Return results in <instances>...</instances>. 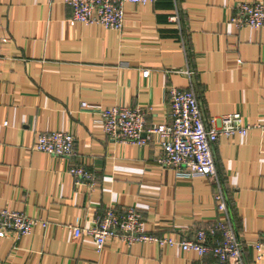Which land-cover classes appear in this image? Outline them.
<instances>
[{"label": "crops", "instance_id": "0c3cea01", "mask_svg": "<svg viewBox=\"0 0 264 264\" xmlns=\"http://www.w3.org/2000/svg\"><path fill=\"white\" fill-rule=\"evenodd\" d=\"M66 1L0 0V208L46 223L0 237V264H212L192 250L111 238L98 252L70 227L133 206L149 231L188 238L217 217L208 177L159 167L153 142L110 140L98 110L138 105L150 108L148 125L167 122L175 87L194 91L204 119L237 111L264 126V26L230 22L238 2L264 0L127 2L121 31L70 22ZM53 130L74 134L71 160L33 149L37 132ZM213 157L244 264H264V131L220 135ZM70 163L92 180L77 184Z\"/></svg>", "mask_w": 264, "mask_h": 264}, {"label": "built area", "instance_id": "2783aa9c", "mask_svg": "<svg viewBox=\"0 0 264 264\" xmlns=\"http://www.w3.org/2000/svg\"><path fill=\"white\" fill-rule=\"evenodd\" d=\"M156 0H67L72 8L70 22L99 25L105 29L121 31L124 23V3L146 5ZM237 11L230 22L239 26L261 28L264 26V2L241 1L236 4ZM172 18L178 20L175 15ZM187 73H191L187 70ZM169 120L148 125L146 113L150 108L142 106L112 105L98 110V122L103 134L118 143L144 146L155 143L158 153L156 164L170 168L178 175L206 176L216 186L215 200L217 217L205 227L196 229L191 237H164L145 227L142 214L133 206L117 211L106 208L89 227L74 225L70 227L71 239L82 235L92 238L96 251L102 250L108 238L127 244L157 243L161 247H179L181 250L195 251L199 256L210 255L212 264H244V243L238 235L228 208V200L223 191L222 179L218 175L213 157V149L220 135L231 136L235 132L242 135L250 130L264 126L247 124L240 112H231L204 119L198 98L193 90L170 87ZM85 107L86 102H81ZM33 149L53 156L72 159L76 155L74 134L53 130L37 132ZM67 172L75 182H88L93 174L81 163H70ZM42 222L7 208H0V237L8 232L16 236L28 234L35 224ZM257 259L261 243H254Z\"/></svg>", "mask_w": 264, "mask_h": 264}]
</instances>
